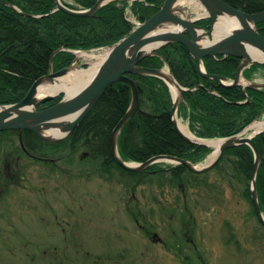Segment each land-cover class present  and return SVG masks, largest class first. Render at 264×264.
<instances>
[{
	"label": "rangeland",
	"instance_id": "374dc122",
	"mask_svg": "<svg viewBox=\"0 0 264 264\" xmlns=\"http://www.w3.org/2000/svg\"><path fill=\"white\" fill-rule=\"evenodd\" d=\"M174 9L188 19L205 12L195 0ZM126 18L139 22L129 11ZM76 58L70 70L90 67ZM9 137H0V264H264V227L228 165L174 178L172 164L158 162L166 171L129 175L100 169L81 149L35 163ZM210 149L198 168L213 160ZM8 168L15 184L5 181Z\"/></svg>",
	"mask_w": 264,
	"mask_h": 264
},
{
	"label": "trees",
	"instance_id": "16d2710c",
	"mask_svg": "<svg viewBox=\"0 0 264 264\" xmlns=\"http://www.w3.org/2000/svg\"><path fill=\"white\" fill-rule=\"evenodd\" d=\"M164 1L114 0L91 17H74L62 11L50 13L56 6L55 0H0V105L19 102L32 84L50 70L56 72L69 67L75 59L69 50L111 47L129 35L134 25L127 20V11L143 23L159 10ZM223 1L246 13L264 11V0ZM61 2L70 9L86 10L92 8L97 0H73L74 5L66 4L64 0ZM196 24L210 28L209 19L199 20ZM257 28L264 37V22L257 24ZM239 64L240 59L233 56L205 57L201 61L205 74L221 76L226 81L234 79ZM139 66L167 68L186 90L178 104L177 116L187 120L190 132L197 138L222 139L237 135L264 112V87L244 89L242 85L224 86L204 77L194 58L181 44L165 45L144 58ZM259 70L264 71V65L253 64L243 71V76L250 79V75ZM130 77L137 83L139 106L118 135L121 159L143 163L155 156L169 155L193 164L202 162L211 149L191 144L178 133L172 122L173 95L168 85L154 76ZM62 97L58 95L43 108L56 105ZM130 102L129 86L116 82L107 87L64 141L45 142L29 131H3L0 137L18 136L21 152L24 150L36 158H46L50 149L54 153L68 150L70 154L81 149L102 170L116 166L129 175L140 176L152 169H157L154 173L166 171H160L153 164L142 172H127L111 157V132L128 110ZM253 143L260 155L256 191L260 210L264 214V131L253 138ZM223 165H228L230 169V182L236 181L245 186L244 196L251 203L249 181L253 153L250 147L240 145L224 151L215 168ZM167 171L174 178L189 172L182 165H168Z\"/></svg>",
	"mask_w": 264,
	"mask_h": 264
},
{
	"label": "water",
	"instance_id": "95a60500",
	"mask_svg": "<svg viewBox=\"0 0 264 264\" xmlns=\"http://www.w3.org/2000/svg\"><path fill=\"white\" fill-rule=\"evenodd\" d=\"M112 1L114 0H97L90 9L74 10L66 7L59 0H55L56 6L50 13L62 11L74 17H91L98 9ZM177 1L165 0L154 15L108 49L97 74L86 83L84 82L78 86L69 97L63 90L41 98H37V92L44 80L51 82L67 75L72 65L78 61L77 58L69 67L56 72L50 70L47 75L37 79L19 102L0 105V132L29 131L45 142L63 141L91 111L109 85L116 82L126 83L131 91V102L124 116L113 128L110 136V154L116 164L127 172H142L155 163L164 162L172 165H182L192 173L202 174L211 170L217 164L224 151L240 145H247L253 153V168L249 181L251 203L257 221L264 227V214L260 210L256 191V175L260 155L253 143V138L263 132L264 126L260 131L251 132L250 136H246L249 130H253V122L237 135L216 139L220 144L217 151H215L213 160L207 166L201 168L187 160L169 155L155 156L143 163H130L122 160L118 154V135L126 122L137 112L139 106L137 83L130 75L158 77L168 85L171 92L175 90L172 107L174 127L191 144L206 148L211 147L204 142H200L207 140L197 138L191 134V137H189L178 128L176 110L182 99V93L186 90L175 81L170 72L168 73L171 81L165 77L164 72L160 69L139 66L144 58L155 54L158 49L170 43L183 45L194 58L201 75L212 78L224 86L241 85L242 72L245 68L253 64L264 65V61L252 58V54H259L264 58V37L260 35L257 28V24L264 22V11L246 13L230 6L223 0H195L203 7L205 15L198 19H188L175 11ZM204 18L210 20L209 30L196 25L198 20ZM228 19L232 20L231 23L227 22L228 28L224 29L219 37L214 38L212 35L214 27L220 21H227ZM164 26L169 29L159 31ZM149 46H152V48L147 52L146 48ZM70 52L75 54L77 51ZM219 56H233L241 60L235 77L230 83H227L226 79L221 76L205 74L202 68L201 61L205 57L215 58ZM198 87H201V85ZM243 87L244 89L262 88L264 84L246 83ZM58 95H63V97L56 105L41 109L44 104L52 101ZM53 128H62L64 134L59 137H55L52 131L50 135L44 134Z\"/></svg>",
	"mask_w": 264,
	"mask_h": 264
},
{
	"label": "bare ground",
	"instance_id": "6f19581e",
	"mask_svg": "<svg viewBox=\"0 0 264 264\" xmlns=\"http://www.w3.org/2000/svg\"><path fill=\"white\" fill-rule=\"evenodd\" d=\"M184 0H178L176 5L183 2ZM197 2V1H196ZM198 3V2H197ZM203 8V7H202ZM205 15V12L203 13ZM232 22V20L228 19L220 21L213 29L212 35L213 37H219L223 30L228 28V23ZM227 23V24H226ZM169 28L167 26L161 27L159 31H166ZM152 46H149L146 48V51H150ZM77 57H83L84 59H87L90 61V67L86 70H80L73 67L67 75H65L62 78L53 80L49 82L48 80H44L41 86L38 88L37 92V98H41L45 95L54 94L57 93L60 90H63L66 95L69 97L71 93L81 84L84 82L86 83L88 80L92 79L97 72L99 71L105 57L106 52L102 54L95 55L94 53H87V52H76ZM252 58L258 61H264V58L261 55L252 54ZM164 75L169 80L171 79L168 72H164ZM171 81V80H170ZM174 90V89H173ZM175 92V90H174ZM264 126V122H257L253 124V130L251 132H258L260 131ZM180 131L184 132L187 136L191 137V135L186 131V129L183 126H179ZM52 131V134L55 135V137L62 136L64 134L62 128H53L47 133H44L45 135H50V132ZM204 142L207 145L213 147L216 151L219 147L220 142L219 141H200Z\"/></svg>",
	"mask_w": 264,
	"mask_h": 264
},
{
	"label": "flooded vegetation",
	"instance_id": "af4514ba",
	"mask_svg": "<svg viewBox=\"0 0 264 264\" xmlns=\"http://www.w3.org/2000/svg\"><path fill=\"white\" fill-rule=\"evenodd\" d=\"M45 108H48V107H45ZM18 132V131H17ZM11 137V136H10ZM9 137V138H10ZM17 138V142H18V144H19V148L20 149H22V147H21V143H20V140H19V137L17 136L16 137ZM60 154H63V152H59ZM22 154L23 155H25V157L26 158H28V159H30V160H32V161H34L35 163L36 162H44V161H47V162H49V163H51L52 165L54 164V163H56L57 162V158H53V155H55L56 156V154H58L57 152L56 153H50V156H48L47 155V157L46 158H36V157H34L33 155H31V154H28L26 151H24L23 150V152H22ZM66 158H68L67 156H64V157H59L58 158V160H63V159H66ZM56 159V160H55ZM5 172H6V179H5V181H7V182H9V183H14L15 184V182L17 181V179L19 178V175L16 173L15 174V172H12V170H10V168H8V169H6L5 170ZM18 175V176H17Z\"/></svg>",
	"mask_w": 264,
	"mask_h": 264
},
{
	"label": "crops",
	"instance_id": "0c3cea01",
	"mask_svg": "<svg viewBox=\"0 0 264 264\" xmlns=\"http://www.w3.org/2000/svg\"><path fill=\"white\" fill-rule=\"evenodd\" d=\"M247 81L251 83H256V84H264V71L259 70L255 73H252L250 75V79H247ZM182 119L183 118H181L182 123L179 122V126L180 125L183 126L186 129V131L190 133L187 120H184V119L182 120ZM182 133L185 134L184 132Z\"/></svg>",
	"mask_w": 264,
	"mask_h": 264
}]
</instances>
